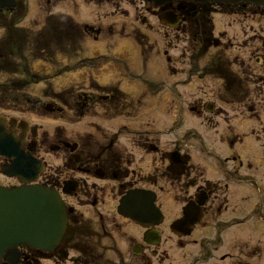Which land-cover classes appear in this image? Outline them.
<instances>
[{
	"label": "flooded vegetation",
	"instance_id": "1",
	"mask_svg": "<svg viewBox=\"0 0 264 264\" xmlns=\"http://www.w3.org/2000/svg\"><path fill=\"white\" fill-rule=\"evenodd\" d=\"M55 1H58L55 5L66 2ZM80 1L95 8L114 6L115 3L114 0ZM142 2L147 4L144 0ZM183 2L184 0L164 2L163 5L172 14L173 20L170 25L166 21L164 23L160 21L161 10L151 4L147 5L154 8L160 26L159 32L164 30L162 32L164 38L172 37L174 41L167 43L168 50L182 44L183 57L186 54L189 56L199 54L205 59L197 67L199 71L197 74L202 79H209L212 86L209 93H204L202 98L195 93L194 96L198 99L191 101L189 103L191 106L187 110L196 117V120L201 119L205 129L212 132L210 136L213 137V141L221 145L227 154L220 152L218 155L211 148L205 147L207 159L200 158V161L194 160L191 153H184L179 147L162 152L157 144L151 141V135L141 131L123 137L124 147L118 146L119 141L116 139L118 128L136 125L142 121L136 117L141 108V98L146 95L142 93L139 98L132 97L131 94L127 95L126 91V88L130 87L123 88L122 92L118 82L99 85L90 76V73L95 75L96 70L111 62V58V61H105L109 57L101 56L102 62L94 66L95 63L92 62H89L90 65H74L81 62L83 57L84 44L77 39L78 36L80 40L82 38L94 41L105 35L119 36L112 31L111 26L107 30L99 24L98 19H95L100 28L93 27V24H85L80 32L63 25L59 15L49 13L43 16L44 23L39 29L22 27L24 31L19 34L15 23L17 18L21 17H18L20 11H16L15 8L0 10V115L4 119L3 125L8 132L10 129L8 120L11 118L15 120L12 134L18 144L22 138L20 151L29 152L28 155L41 166L32 183L55 192L66 209L65 230L56 247L51 251H39L20 246L14 256L15 260H11L12 264H37L38 260L43 259L53 264H120L124 262L123 253L129 257L127 260L129 264H166L170 260L167 250L171 248H164V245L169 243L179 251L190 247L191 251L189 250L187 258L191 259L192 264L209 263L214 260L216 254L223 251L217 257L220 263L242 264V261H245V264H250L257 261L259 253L256 251L257 247L244 243L241 231L242 227L248 224L247 221L241 222L244 217L239 213L241 209L238 204L242 198L239 190L244 183L241 178L243 163L237 154L240 147L239 135L232 127L227 126L222 114L227 113L226 108L234 117L241 115L243 111L252 114L255 110L254 101L262 100V87L255 82L254 70L251 69L260 65L264 70L261 55L256 50L261 48L264 51V31L257 26L259 8L243 4L216 6L213 3L202 5ZM180 4L185 8H179ZM261 12H264V9ZM217 16L224 19L222 29L219 31L214 26V17ZM261 21L264 22V18H261ZM147 23L146 17L140 20L141 27ZM230 26L234 27L235 35L248 39L242 48L234 46L238 49L236 52L242 51L239 60L225 57L222 48L225 39L231 41L227 35ZM147 30H152V26L147 25ZM214 30L217 31L216 36ZM138 33L130 31V34L123 37L133 40L141 51L143 61L148 64L150 61L145 60L148 58L147 42ZM161 53L163 56L167 55L164 50ZM83 60L88 61V58L83 57ZM165 61L169 63L170 59L166 58ZM32 62L46 67V74L55 71L57 74L50 79L43 78L30 70ZM60 66L62 70L58 69ZM80 69L86 71L81 78L82 83L88 82L84 91L77 89L81 83H71L52 92L40 89L36 101L27 90L34 85V80L38 81L37 83L44 82L46 86L50 84L48 80L52 81ZM210 95L216 98L220 106L216 107L210 100L203 99ZM48 101L53 102L54 106L48 105L46 103ZM244 103L252 105L244 110L241 106ZM176 108L166 109L164 106L162 111L165 114L173 112L174 115L178 114L181 117ZM35 112L41 119L67 121L74 125L90 117L106 124V129L112 133L107 136L106 133L96 130V123H92L94 127L90 128L96 130L95 137L86 133L89 138L85 137L83 144L60 134L49 139L48 134L44 135L45 133L41 132L40 126L18 117L7 118L3 115L6 113L25 115ZM115 120H122L121 124L117 129L110 130L108 123ZM20 121L27 124L20 126ZM175 121L177 124V120ZM183 123L187 122L183 120ZM142 124L144 123L141 122L139 125ZM182 127L183 125H180L174 129ZM189 139L191 138L184 139L183 145L190 143ZM203 139L210 146L211 139L209 137ZM51 140L53 143L50 144ZM129 148L133 152H130ZM136 150L142 152L139 157L134 155ZM59 151L65 155L64 161L73 163L70 171L76 177L63 178L60 174L56 175L47 169V162L42 155ZM84 151L87 154H83ZM10 162L11 160L0 157V174L13 181L7 185L8 187L20 186L22 184L17 178L2 174L1 168L5 169ZM251 166L249 163L246 164L248 170H253ZM65 183L68 184L66 190ZM71 183L74 186H71ZM256 184L251 185L255 188L252 192L257 190ZM130 193H145L150 196L152 207L144 226L124 217L118 210L121 198ZM107 197H112L113 201L116 199L112 215L100 211ZM68 198L74 199L77 206L72 208L66 202ZM255 200L262 202L263 198L259 194ZM254 201L250 210L245 212V216L251 218L250 222L264 223V202L263 206L260 205L257 209V202ZM80 207H88L90 214L79 210ZM120 209L124 213L128 212L125 207ZM227 214L230 215L225 217ZM185 217L192 223L188 228L182 229L177 223ZM174 224L176 225L173 226ZM124 227H129L130 231L124 230ZM113 228L120 232V242L126 244V251L123 253L115 251ZM261 256L264 257L263 254ZM1 264L11 263L3 260Z\"/></svg>",
	"mask_w": 264,
	"mask_h": 264
},
{
	"label": "rangeland",
	"instance_id": "2",
	"mask_svg": "<svg viewBox=\"0 0 264 264\" xmlns=\"http://www.w3.org/2000/svg\"><path fill=\"white\" fill-rule=\"evenodd\" d=\"M47 1L50 2L47 3ZM26 2L28 11L24 21L19 25L21 28L28 27L31 29H39L44 23L43 16L49 13L53 14L55 12L70 17L73 21L79 24H93V27L100 28L102 26L107 30L111 26L110 28H113L112 31L119 34V36L105 35V37H99L97 41L86 39L83 45L82 56L84 58H88V61H84L83 57L81 56L82 61L74 63V65L78 64L79 66L81 64L90 65L89 62H92L95 63L93 64L94 66L96 63L102 62L103 58H100L101 56L109 57L107 60L104 58L105 61H111V59L112 61L104 64L102 67H100V69L96 70V72H94L95 75L90 73V76L94 78L99 85L118 82V87L121 91H124L125 87H130L126 88L128 94L125 92L124 93L127 95L131 94L130 96L132 97L139 98L142 96V93L146 95L141 98V108L139 114L136 117L137 120L142 121H136L138 122L136 125L125 127L121 126L120 128H118V126L121 124L122 120H115L108 123V128L110 130L118 128V138L116 135H113V137H116L117 141H119V147H124L125 142L123 137H126L132 133L137 134V132L141 131L150 134L151 141L156 143L162 152L179 147L184 153H191L194 156V160L197 161H200V158L201 160L207 159L206 153L204 151L205 147L208 149L211 148V150H213L218 155L220 152L221 154H227L221 145H218L213 141V137L210 136L212 132L205 129L206 127L202 124L201 119L196 120V117L193 114H189L187 110V108L191 106V104H189L191 101L197 100V96L202 98L204 93H209L208 91L212 86V83L209 79H202L197 74L199 72L197 67H199V65L205 59L201 58L199 54L195 56H189L186 54L183 57L182 52L184 46L182 44H177L176 48L173 47L172 49L168 50L166 47L167 43H174V41H172V37L171 39L164 38L162 33L164 30L159 32L160 26L156 17V13L154 12V8L151 5L144 4L142 0H114V6H102L100 8L85 5L80 0H66L67 3H59L57 5L55 4L58 3V1L55 0H23V3L26 4ZM54 5L55 7L53 9L52 7ZM261 10L262 9H259L257 26L259 28L261 27L264 31V22L261 21V18H264V12H261ZM23 14H25V12ZM97 15H107L109 17L99 16L96 18ZM143 17L147 18L148 23L141 27L140 20ZM95 19H98L101 26ZM223 20L224 19L220 16L214 17L215 25H213L218 31L222 29V23H224ZM64 22L66 21L64 20ZM112 23L113 25H111ZM147 25H151L152 30H147ZM121 28L123 30H120ZM230 28L231 29L227 30V35L231 38V41H226L225 39L222 48L225 51V57H228L231 60H236L242 57V51L236 52L238 49H235L234 46L242 48L244 42H247L248 39L243 36L235 35L236 31H234V27L230 26ZM130 31L139 32L138 34L143 36L147 42L146 52L148 53V58L145 60L150 61L148 64L143 61L141 51L134 44L133 40L123 37L124 35L130 34ZM216 32L217 31L214 30L215 36ZM174 45L175 44H173V46ZM257 46H259V44ZM162 50L167 52L166 56L162 55ZM256 50L258 51L259 55H261L260 59H262L264 51H262L261 48ZM210 52L211 51H209V53ZM166 58L170 59L169 63H166ZM191 62H193L192 65H190ZM60 67L58 69L62 70L63 68ZM251 69L254 70V77L256 78L255 82H257V84L262 87V100H259L260 102L254 101L255 110L252 114L245 113L243 111L241 115L234 117L233 114L229 113L228 108H226L227 113L222 114L223 120H225L227 126L232 127L237 135H239L238 142L240 143V147L238 148L237 154L243 163L241 169V178L244 182L242 183L241 189L239 190L240 194L242 195L241 200L238 202L239 208L241 209L239 210L241 216H245V212L250 210L251 206L253 205L252 201L255 200L252 196L255 192H252V190L255 189L253 186H251L253 183H257V192L263 198L262 202L261 200L260 202L258 200L254 201L257 202V209L260 207V205L263 206L264 202V70L260 65ZM30 70H34L33 72L47 79H50L56 73L55 71L48 72L46 74L47 68L41 66L40 63H34L33 65H30ZM84 74H86V71L80 69L69 74L62 75L52 81L48 80L50 84L46 86L38 84V81L34 80V85L27 88V90L31 93L30 95L33 100L38 99L37 92L40 89L52 92L60 90L71 83H81L77 89L84 91L87 89L86 86L88 83L85 81V83H82L81 78ZM135 82L139 83L144 88L137 85ZM195 93L198 95L194 96ZM203 99L210 100L215 104L216 107L220 106L216 98L212 95L208 96V98L204 97ZM46 103L48 105L54 106L53 102L51 101ZM250 105H252V103H244V105L241 106L244 107L245 110V108ZM164 106H166V109L168 107L169 109L177 107L176 109L180 113L181 117L178 114L174 115L173 112L166 114L163 113L162 110ZM3 115L7 118L18 117L20 119L28 120L31 124L40 126L41 132L45 133L44 135L48 134L49 139H51L54 135L60 134L62 137L65 136L72 141H78L79 143L83 144V140L86 139L85 137L89 138V136H86V133L92 134L94 137L96 130L106 133L105 135L107 136L111 135L112 133V131H108L106 129V124L96 121L90 117L83 119L80 123L74 125L71 124V122L67 123V121L54 122L52 120L49 121L41 119L37 112L25 115H14L7 113ZM175 120H177V124H175ZM183 120H185L187 123L184 124ZM141 122L144 124L139 125ZM92 123H96V130L90 128L91 126L94 127ZM180 125H183V127L178 130L174 129ZM205 137H209L211 139L212 142H209L210 146L207 144V141L203 139ZM187 138L191 139H189L190 143L185 146L183 145V140ZM51 143H53L52 140L50 141V144ZM129 150L130 152H133L131 148H129ZM83 154L87 153L84 151ZM141 154L142 152H139V150L134 152L135 157H139ZM42 156L47 162V169L56 173V175L60 174L63 178L68 176L76 177L73 172L70 171L73 163L69 162L68 160L64 161L63 159L65 155L61 153V151L50 153L48 155L43 154ZM212 156L214 155L212 154ZM71 160L73 161L72 158ZM248 163L250 166L252 165L251 168L253 167V170L249 169V171L247 169L246 164ZM12 182L13 181H10L0 174L1 187L12 188L7 186ZM66 202H68L72 208L77 206L74 199L68 198ZM115 205L116 199L113 201L112 197H107L105 199V204L101 206L100 211H104L106 214L112 215ZM79 210L88 214L91 212L88 207H80ZM229 215L230 214H227L225 217H228ZM117 222L120 223L119 220H117ZM95 227L96 225L94 228ZM110 229H112V226ZM124 230L130 231V228L124 227ZM241 231L243 242L245 241L244 243L247 245L256 246V251L259 252L257 254V261H252L250 264H264V257L262 258L261 256V254L264 255V223L249 222L248 225L242 227ZM119 234L120 232L113 228L112 237L115 251L119 250L123 253L124 250L126 251V244L120 242ZM169 245L170 243L164 245V248H171L170 250H167V255L169 256L170 260L169 263L166 264H192L191 259L187 258L189 252L191 251L190 247L179 251L177 248H174L171 245L169 247ZM220 249L222 250L223 248ZM223 252H219L216 254V257H213L214 260H211L209 263L205 264H228L227 262H218L217 257ZM123 258L124 262H121L120 264H129L127 262L129 257L124 253ZM118 259L119 258L117 256L116 260ZM37 264L53 263L43 259L38 260ZM242 264H245V261H242Z\"/></svg>",
	"mask_w": 264,
	"mask_h": 264
},
{
	"label": "water",
	"instance_id": "3",
	"mask_svg": "<svg viewBox=\"0 0 264 264\" xmlns=\"http://www.w3.org/2000/svg\"><path fill=\"white\" fill-rule=\"evenodd\" d=\"M145 1L160 6L163 2L173 0ZM191 1L202 3V5L209 1L217 5L242 2L264 6V0ZM12 5V0H0V8H10ZM179 8L184 9V6L180 4ZM161 10L163 13L160 16V21L171 23L172 20L169 19V17H172L171 11L164 13L165 6ZM6 172L8 175H15L13 170L8 169ZM16 173L19 174L20 172ZM150 204V198L148 199L145 195L130 193L120 201V208L125 207L128 212L124 213L120 208L118 210L123 216L144 226L148 217L147 214H149L152 207ZM65 220V208L60 198L49 190L38 187H21L14 190L0 188V259L5 253L4 259L12 263L10 259L15 260V257H13L15 255L8 250L19 244H28L30 247H36L43 251L53 250L65 230ZM191 223L187 217L179 222L181 228H188Z\"/></svg>",
	"mask_w": 264,
	"mask_h": 264
},
{
	"label": "trees",
	"instance_id": "4",
	"mask_svg": "<svg viewBox=\"0 0 264 264\" xmlns=\"http://www.w3.org/2000/svg\"><path fill=\"white\" fill-rule=\"evenodd\" d=\"M19 34H21L22 32L21 31H18Z\"/></svg>",
	"mask_w": 264,
	"mask_h": 264
}]
</instances>
